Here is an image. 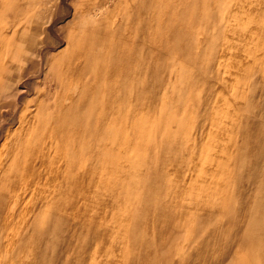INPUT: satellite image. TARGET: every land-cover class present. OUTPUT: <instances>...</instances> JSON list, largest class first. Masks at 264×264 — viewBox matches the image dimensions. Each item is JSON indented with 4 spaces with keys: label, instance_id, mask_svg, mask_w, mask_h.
Segmentation results:
<instances>
[{
    "label": "rangeland",
    "instance_id": "rangeland-1",
    "mask_svg": "<svg viewBox=\"0 0 264 264\" xmlns=\"http://www.w3.org/2000/svg\"><path fill=\"white\" fill-rule=\"evenodd\" d=\"M0 12L1 46L27 25L43 52L15 59L38 70L0 106V264H264V0H0ZM144 54L147 90L110 92ZM54 64L71 77L59 114Z\"/></svg>",
    "mask_w": 264,
    "mask_h": 264
},
{
    "label": "bare ground",
    "instance_id": "bare-ground-1",
    "mask_svg": "<svg viewBox=\"0 0 264 264\" xmlns=\"http://www.w3.org/2000/svg\"><path fill=\"white\" fill-rule=\"evenodd\" d=\"M19 10V9H18ZM21 10V9H20ZM1 13V12H0ZM9 13H11V12H9ZM22 14H23V12H22ZM23 16V15H22ZM1 17V16H0ZM27 20H29V19H27ZM32 21V20H31ZM16 22H18V21H16ZM24 22V21H23ZM29 22V21H28ZM11 23V22H10ZM2 24V23H1ZM27 24V23H26ZM30 25V24H29ZM8 26V25H7ZM2 27V26H1ZM15 28V27H14ZM23 28H25V29H27L28 30V34L27 33H25V32H22V30H18V36H17V38H16V41L14 42V43H11V44H9L8 42L10 41V40H7L6 41V44H5V46H1L0 45V106H1V104L4 102V100H5V98H4V96H5V94H7L8 93V88L10 87V86H13L14 84H17L21 79H23V78H25V77H30V76H32V75H35L36 74V72H37V70H38V65L37 66H34V65H32V66H34L35 68L34 69H32V70H28V67H27V65L25 64V65H22V66H19L20 67V69H18V68H15L16 66L14 65V61H15V59H19V58H21L20 56H22V57H24V63H26V61L27 62H29L30 64H32V61H35V60H37V58H38V60H39V56H42L43 57V52L42 53H40V50H36V52H34V49H36V47L34 46V44H35V42L37 41V32L35 31V30H31L30 29V27H28L27 25L26 26H24ZM22 28V29H23ZM5 29V28H4ZM7 31V30H6ZM35 31V32H34ZM7 33V32H6ZM14 34V33H13ZM2 38V37H1ZM40 42V41H39ZM4 43V42H3ZM36 45V44H35ZM33 46H34V48H33ZM40 47V46H39ZM39 49V48H38ZM40 54V55H39ZM29 55V56H28ZM3 58H5L6 59V61H5V63H4V61H2V59ZM9 60V61H8ZM37 60V61H38ZM43 63V62H42ZM71 65V64H70ZM31 66V67H32ZM39 66H41V65H39ZM18 67V66H17ZM33 68V67H32ZM58 71H59V68H58V65L56 66V64H54V66H52V70L50 71V74L48 73V74H46V78H48L49 77V79H46V80H48V82L51 84V86H50V90L52 91H50V93L48 94V96H50L49 98H51V100H52V103H51V105H50V109L51 110H56V113H58L59 114V106L61 105L60 104V97L62 96V95H60V93L62 94L63 92H60V90H64V94H65V89L63 88V86H65V88H66V80L67 79H70L71 80V77L69 76L65 81H62V80H59V74H58ZM119 71V74H121L122 72V76H118V77H113V78H111V86H110V92L112 91V93H116L118 96H121V93H124L125 95H135V94H143L144 92H145V90H147V87L150 85L149 84V78L151 77V62L149 61V57H148V54H144L142 57H141V59H139V61L136 59H131V60H129V61H127V63L126 64H124L123 65V67H121V69L120 70H118ZM140 75H142L144 78H145V83L142 85V86H138L137 85V82H136V80L138 79V77L140 76ZM146 81H148V83L146 82ZM10 82H16V83H13V84H11ZM60 82H61V84H60ZM118 82H120V83H118ZM81 84V83H80ZM16 86H18V85H16ZM80 86V85H79ZM77 87V86H76ZM59 88V89H58ZM26 90H28V89H26ZM32 90L33 89H31V92H32ZM11 94V93H10ZM22 94V93H21ZM23 95V94H22ZM21 96V95H20ZM24 96H26V95H24ZM40 96H43V95H40ZM67 97V96H66ZM18 98V97H17ZM21 98V97H20ZM19 98V99H20ZM23 99V98H22ZM18 100V99H17ZM66 100V99H65ZM21 101V100H20ZM66 101H68V102H70L69 100H68V97H67V100ZM23 102V101H22ZM65 103V102H64ZM24 105H26V104H24ZM62 108H63V106H62ZM12 117V116H11ZM45 118V117H44ZM55 118V117H54ZM58 118V117H57ZM56 118V119H57ZM11 119V118H10ZM59 119V118H58ZM12 120V119H11ZM16 120V119H15ZM49 119H46L45 121L47 122ZM10 121V120H9ZM34 121V120H33ZM54 121V120H53ZM15 122V121H14ZM17 122H19L20 124H22V123H26V122H28V120H26V119H23V117L22 116H17ZM31 122V121H30ZM29 122V123H30ZM55 122V121H54ZM59 123V122H58ZM13 124V123H12ZM31 124H32V122H31ZM3 125H4V123H3ZM33 125H35V123H33L32 124V126ZM46 125V124H45ZM73 125V124H72ZM4 127H5V125H4ZM16 127V126H15ZM18 127V126H17ZM25 128H26V126H25ZM57 128V127H56ZM6 129V128H5ZM11 129V128H10ZM27 129V128H26ZM90 129V128H89ZM1 130H3L2 128H1ZM85 130H87V127H86V129ZM21 131H26L25 129L23 130V129H21ZM84 131V130H83ZM11 132V131H10ZM70 134H71V136L70 137H77L78 138V134H79V132H78V129H74V127H70ZM80 132H82V131H80ZM27 133V131L24 133V134H26ZM21 135V134H20ZM23 135V134H22ZM32 135V134H31ZM31 135H30V133H29V135L27 134V136H28V138H29V140L30 139H36V137L35 136H33L32 135V137H31ZM59 135V134H58ZM61 135V134H60ZM67 135V134H66ZM7 136V135H6ZM27 136L25 135V137L27 138ZM30 136V137H29ZM50 137H52L53 138V136H50ZM56 138L58 137V136H55ZM60 137H63V136H60ZM69 137V138H70ZM27 138V139H28ZM48 138V137H47ZM68 138V139H69ZM17 139V138H16ZM15 139V140H16ZM62 139V138H61ZM2 140V139H1ZM0 140V141H1ZM18 140V139H17ZM46 140V139H45ZM52 140V139H51ZM58 140V139H57ZM63 140H64V138H63ZM67 140V139H66ZM96 140V139H95ZM4 141V140H3ZM26 141V140H25ZM50 141V140H49ZM65 141V140H64ZM5 142V141H4ZM9 142V141H8ZM15 142V141H14ZM43 142V141H42ZM89 142H91V141H89ZM89 142H87V143H89ZM15 143H17V142H15ZM22 143H25V142H22L21 141V143H19L20 145H23ZM29 143V142H28ZM49 143V142H48ZM47 143V144H48ZM65 143H66V141H65ZM71 143V142H70ZM50 144H51V142H50ZM86 144V143H85ZM11 145V144H10ZM15 145V144H14ZM71 145V144H70ZM1 146V145H0ZM41 146H44V145H42V143L39 145V143L38 142H36V141H34V145H33V149H34V151H35V154H37L38 152H39V148H42ZM87 146V145H86ZM85 146V147H86ZM55 147V146H54ZM69 147V146H68ZM72 147H73V149H74V146L72 145ZM7 148V147H6ZM15 148V147H14ZM16 148H17V146H16ZM24 148H25V146H24ZM30 148H32V147H30ZM50 148H51V146H50ZM61 148V147H60ZM60 148H59V151H60ZM76 148V147H75ZM11 149V148H10ZM20 150V149H19ZM65 149H63V151H64ZM79 150V149H78ZM78 150H77V152H78ZM93 150V149H92ZM15 151V150H14ZM13 151V152H14ZM22 151V150H21ZM27 151V150H26ZM31 151H32V149H31ZM33 151V152H34ZM37 151V152H36ZM53 151V150H52ZM51 151V152H52ZM62 151V152H63ZM24 152H25V150H24ZM30 152V151H29ZM50 152V153H51ZM55 152H56V150H55ZM61 152V151H60ZM75 153H76V151H74ZM80 152V151H79ZM46 153V152H45ZM44 153V154H45ZM49 153V154H50ZM58 153V152H57ZM12 154V153H11ZM43 154V153H42ZM14 155H16V154H14ZM45 155H47V153L45 154ZM54 155H55V153H54ZM60 155H64L63 153L62 154H60ZM69 155V154H68ZM76 155V154H75ZM13 156V155H12ZM34 156V155H33ZM40 156V155H39ZM77 156V155H76ZM54 157V156H53ZM37 158H39V157H37ZM14 159V158H13ZM30 159V158H29ZM28 159V162H31L30 160ZM33 159V158H32ZM63 159H64V157H63ZM71 159H72V156H71ZM74 159H76V158H74ZM11 160H12V158H11ZM24 160V159H23ZM61 160V159H60ZM42 161V160H41ZM81 161V160H80ZM27 162V163H28ZM82 162V161H81ZM11 163V162H10ZM39 163V162H38ZM37 163V164H38ZM67 163V162H66ZM72 163H73V161H72ZM29 164V163H28ZM61 164V163H60ZM63 164V163H62ZM69 164V163H68ZM70 164H71V162H70ZM1 165V164H0ZM20 165H21V163H20ZM30 165V164H29ZM35 165V164H34ZM42 165V164H41ZM81 165V164H80ZM25 166L27 167V165L25 164ZM70 166V165H69ZM79 166V165H78ZM14 167H16V166H14ZM13 167V168H14ZM54 167V166H53ZM65 167V166H64ZM85 167V166H84ZM31 168V170H33L34 168H33V166H31L30 167ZM65 168H67V166L65 167ZM69 168V167H68ZM76 167H74V169H75ZM45 169H47L46 168V165H45ZM52 169V168H51ZM82 169H84V168H82ZM87 169V168H86ZM99 169V168H98ZM37 171H36V173L38 172V168L36 169ZM56 170H57V168H56ZM60 170V169H59ZM70 170V169H69ZM68 170V171H69ZM80 170H81V168H80ZM88 170V169H87ZM15 171V170H14ZM13 171V172H14ZM19 171V170H18ZM21 171V170H20ZM24 171V170H23ZM28 171V170H27ZM75 171V170H74ZM77 171H78V169H77ZM90 171V170H89ZM7 172V171H6ZM34 172H35V169H34ZM73 172V171H72ZM80 172V171H79ZM9 173H10V171H9ZM16 173V172H15ZM14 173V174H15ZM68 173V172H67ZM70 173V172H69ZM8 174V173H7ZM48 176H47V175ZM45 175H46V177H49V173H46ZM12 175V174H11ZM21 175V174H20ZM35 175V174H34ZM34 175H32V176H34ZM43 175V174H42ZM63 175V174H62ZM67 175V174H66ZM66 175L64 174V176L66 177ZM69 175V174H68ZM4 176H6V174H0V178L2 177H4ZM36 176V175H35ZM79 176H80V174H79ZM85 176V175H84ZM20 177V176H19ZM21 178V177H20ZM61 178V177H60ZM59 178V179H60ZM69 178V177H68ZM81 178V177H80ZM63 179V178H62ZM67 179V178H66ZM15 181H17V180H15ZM34 181V180H33ZM35 182V181H34ZM48 182V181H47ZM55 182V181H54ZM60 183V182H59ZM29 184V183H28ZM55 184V183H54ZM59 185V184H58ZM8 186H10V185H8ZM14 186V185H13ZM49 186V185H48ZM16 188H17V186H16ZM41 188V187H40ZM46 188V187H45ZM77 188V187H76ZM9 189V188H8ZM42 189H43V187H42ZM17 190V189H16ZM15 190V191H16ZM40 190V189H39ZM49 190V189H48ZM52 191V190H51ZM3 192V191H2ZM24 192L25 193H27L28 192V189H26V188H24ZM58 191H53V192H50V190H49V193L51 194L50 195V197H49V203H51L52 201H53V199L55 198V196L57 195V194H59V193H57ZM47 193V192H46ZM21 196V195H20ZM23 197V196H22ZM13 198V197H12ZM20 200V198H19V196H18V198H17V200H16V204H17V202ZM22 201V200H21ZM20 201V202H21ZM31 203V202H30ZM16 206L17 205H14V207L16 208ZM20 206V205H19ZM11 208H13V207H11ZM28 208V207H27ZM15 210V209H14ZM17 210V209H16ZM15 210V211H16ZM11 211V210H10ZM9 211V212H10ZM13 211V210H12ZM14 211V212H15ZM1 213V212H0ZM16 213V212H15ZM30 214V216H31V221H30V223L32 222V221H34V219H35V215H34V212L32 211L31 213H29ZM14 215V214H13ZM10 218V217H9ZM13 218L11 217V220H12ZM7 220H8V218H7ZM7 220H5V221H7ZM4 221V222H5ZM26 221V220H25ZM12 222V221H11ZM27 222V221H26ZM3 226H2V230H7V226L6 225H4V224H2ZM29 227V226H28ZM26 228V227H25ZM21 231V230H20ZM23 236V234H20V237H17V242L16 243H13L12 244V242H4V244H2V251L5 253V254H7L8 256L10 255V256H15V257H19V255H20V252L21 251H19L18 249H17V246L20 244V241H21V237ZM6 239H8V238H6ZM5 239V240H6ZM14 239H16V238H14ZM13 242H14V240H13Z\"/></svg>",
    "mask_w": 264,
    "mask_h": 264
}]
</instances>
